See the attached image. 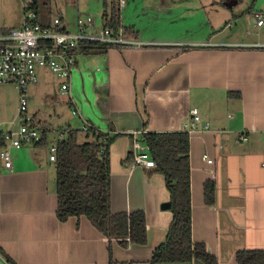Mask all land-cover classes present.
<instances>
[{"label":"crops","instance_id":"obj_1","mask_svg":"<svg viewBox=\"0 0 264 264\" xmlns=\"http://www.w3.org/2000/svg\"><path fill=\"white\" fill-rule=\"evenodd\" d=\"M136 1L149 24H170L172 30L163 35L152 25L138 28L127 15ZM240 1L124 0L122 27L140 46L80 57L70 93L57 89L68 112L61 106L55 120H47L46 108L35 110L36 97L48 98L38 86L40 77L28 88V112L45 129L46 141L13 148L11 169L0 161V264H151L173 214L164 207L170 199L165 176L129 157L135 132L190 134L194 242L204 243L218 264H239V251H264V29L252 17L264 10L241 12ZM66 10L61 8L67 25L72 19ZM23 18V0H0V37ZM195 107L203 123L184 129ZM19 108L16 87L0 85V137L18 129ZM86 123L119 134L109 146L112 212L146 215L147 243L122 247L112 239V263L109 239L86 216H57V172L49 147L67 126Z\"/></svg>","mask_w":264,"mask_h":264},{"label":"trees","instance_id":"obj_2","mask_svg":"<svg viewBox=\"0 0 264 264\" xmlns=\"http://www.w3.org/2000/svg\"><path fill=\"white\" fill-rule=\"evenodd\" d=\"M33 8L41 17L39 3ZM102 20L105 26L117 30L122 26L120 0L105 3ZM86 54L107 51L97 42H91ZM65 137L57 143V216L60 221L70 217L86 216L109 239L112 261V239L122 247L147 243L146 215L143 211L113 213L111 209V169L109 146L119 134L90 129L86 141L80 142V128L67 126ZM97 134V136H96ZM157 163V170L166 179L170 193L169 209L173 219L166 240L155 249L151 264L167 262L191 263L194 259L206 264H218L204 243L192 238V203L190 186V134L181 132H147L142 135ZM46 136L40 144L45 143ZM0 147L4 145L3 135ZM39 144V143H38ZM129 157L132 159L131 155ZM212 197H208L211 203ZM239 264H264L263 250H244L236 255Z\"/></svg>","mask_w":264,"mask_h":264},{"label":"built area","instance_id":"obj_3","mask_svg":"<svg viewBox=\"0 0 264 264\" xmlns=\"http://www.w3.org/2000/svg\"><path fill=\"white\" fill-rule=\"evenodd\" d=\"M34 4V0H23L22 24L0 37V85L15 86L20 97L17 118L19 127L15 131L3 134L4 141L8 142V145L0 147V161L6 169H11L13 166V148L38 144L47 134L45 129L33 124V117L28 112L27 91L39 80L38 68H45L57 76L61 81V92L69 94L74 72L78 69L79 58L88 55L85 50L91 42H97L106 49H125L141 45L137 41L127 39L122 26L114 30L103 23L98 29L91 16L77 18L76 31L68 30L63 11H60V15H56L51 23L40 22L38 13L33 8ZM123 4L124 0H120V6ZM252 17L257 29H264V12L254 11ZM72 113L76 117L81 116L76 107H72ZM190 119V125H184V129L195 128L203 123L197 107L192 109ZM209 128L210 124L206 123L204 129L209 130ZM80 129L84 133L89 132L90 129L101 131L88 123L83 124ZM62 136L63 133L49 147V160L53 163L56 162L57 143L63 139ZM246 138L245 134L241 136L242 140ZM130 155L132 163L136 166L157 168L147 144L136 132L132 136ZM203 158L209 165H214V159L207 155Z\"/></svg>","mask_w":264,"mask_h":264},{"label":"rangeland","instance_id":"obj_4","mask_svg":"<svg viewBox=\"0 0 264 264\" xmlns=\"http://www.w3.org/2000/svg\"><path fill=\"white\" fill-rule=\"evenodd\" d=\"M111 1L112 0H40L39 8L41 17L39 18V20L40 22L51 23L56 15H60L61 8H67V18L72 19L71 23L66 21L68 30L76 31L77 18H84L87 16L93 17L96 22L97 28L100 29L103 26L102 15L106 9L105 3L107 2L109 4ZM141 6L142 4H138L136 1L133 5V9L131 8V10H127V15L131 18V22L137 24L138 28L141 29V26H143L145 30H149V28H151L150 25L153 26V24L148 23V18L143 15V9L141 8ZM253 6L254 8H256V10H260L259 8H262L264 10V0H241L239 3L241 12H247V10L253 8ZM123 8L124 7L120 6V14H122V11H124ZM133 13H135V15H133ZM230 15L231 12L228 17H230V20H233ZM136 18H138L139 20L137 21ZM140 20L143 22L138 23L140 22ZM154 26L153 27L156 29L155 31L163 30V35L169 33L170 30H172L170 28V24H155ZM38 71L40 77V83L38 86L41 85L39 88L43 89V92L48 98L47 100L44 99L43 93H41V98L36 97L35 104L37 105V108H35V110H42L46 108L47 120L49 121L48 117H51L52 119L54 118L55 120V118L58 117L56 114L60 115L61 113L59 111L61 106L64 107L65 112H68L67 108L63 105V95H61V93H59L57 90L61 81L59 78H57V76L47 71L45 68H38ZM47 82L49 84H47V87L45 88V84ZM34 88L35 86H30V92ZM86 139L87 137L85 136V134H80V142L86 141Z\"/></svg>","mask_w":264,"mask_h":264},{"label":"water","instance_id":"obj_5","mask_svg":"<svg viewBox=\"0 0 264 264\" xmlns=\"http://www.w3.org/2000/svg\"><path fill=\"white\" fill-rule=\"evenodd\" d=\"M164 207H167L168 208L169 207V203L168 204H165Z\"/></svg>","mask_w":264,"mask_h":264}]
</instances>
